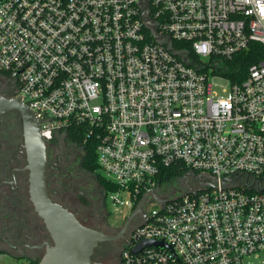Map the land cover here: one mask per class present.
<instances>
[{"label": "built area", "instance_id": "built-area-1", "mask_svg": "<svg viewBox=\"0 0 264 264\" xmlns=\"http://www.w3.org/2000/svg\"><path fill=\"white\" fill-rule=\"evenodd\" d=\"M144 1L0 0V70L46 143L69 129L96 142L114 204L157 202L122 264H264V58L220 91L210 76L264 46V0H147L161 41ZM168 37L179 53L174 41L189 42L200 68ZM177 162L185 186L162 205L153 192ZM147 240L164 244L133 251Z\"/></svg>", "mask_w": 264, "mask_h": 264}, {"label": "flooded vegetation", "instance_id": "flooded-vegetation-1", "mask_svg": "<svg viewBox=\"0 0 264 264\" xmlns=\"http://www.w3.org/2000/svg\"><path fill=\"white\" fill-rule=\"evenodd\" d=\"M15 97H19L17 81L0 70V98ZM47 155V185L51 197L74 212L83 224L109 235V239L100 241L96 247L95 259L122 264V251L142 215L137 214L126 227L109 223L107 194L97 175L85 166L84 146L68 134H57L51 143H47ZM71 163L91 174L87 177L92 178L91 182L84 180L91 189L81 191L72 183L68 184ZM27 165L22 115L16 110L7 111L0 116V252L22 259L21 264L40 260L47 244L53 243L30 200ZM195 174L192 176H197ZM182 181L185 182V178ZM85 182L80 181V185Z\"/></svg>", "mask_w": 264, "mask_h": 264}, {"label": "water", "instance_id": "water-1", "mask_svg": "<svg viewBox=\"0 0 264 264\" xmlns=\"http://www.w3.org/2000/svg\"><path fill=\"white\" fill-rule=\"evenodd\" d=\"M144 16L148 27L153 30L155 38L163 40L164 37L157 32L155 21L147 14L148 1L143 3ZM170 49L183 57L185 62L200 67L192 59L190 53L175 50L172 45L171 37L166 40ZM16 110L22 115L24 121L25 147L27 150L28 165L30 170V200L34 205V210L44 222L45 228L49 232L53 243H48L46 252L40 258L37 264H110L98 261L94 257V252L99 242L109 239L104 231L96 230L83 224L77 215L68 207L55 201L47 185V143L41 134V121L37 118L35 112L26 105L20 97L0 98V116L7 111ZM188 175H196L194 172ZM188 192H196L189 188ZM153 197L160 204L165 205L166 200L161 199L156 192ZM149 201V195L146 194L138 203L136 208L124 222V227L137 215H142L140 225L147 221L145 205ZM131 238L128 239L130 241ZM149 244H164L163 241H143L134 252L140 251L144 246Z\"/></svg>", "mask_w": 264, "mask_h": 264}, {"label": "trees", "instance_id": "trees-1", "mask_svg": "<svg viewBox=\"0 0 264 264\" xmlns=\"http://www.w3.org/2000/svg\"><path fill=\"white\" fill-rule=\"evenodd\" d=\"M174 45L177 48H186L191 57L195 61H199V57L194 53L193 49L189 42L186 41H174ZM262 58H264V46L257 42L250 43L248 49L236 54L233 59L225 61L224 67H219L220 71L218 73L230 78L232 80H242L247 75L248 69L250 65L253 63L259 62ZM216 72V71H215ZM5 73V72H4ZM7 74V73H6ZM68 135L71 137L72 140L79 142L85 148V166L88 169L95 173L98 177V181L105 191L108 194L110 191H114L117 189V186L109 180L107 177L103 176L101 173L98 172L100 169L96 154V142L95 141H87L83 142V134H76L73 132L72 129H69ZM188 170L180 164V162L174 163L171 166L167 167L163 171V181H171L175 180L176 178L182 177L186 174ZM95 257V256H94ZM97 260V259H96ZM37 261H30L26 264H37Z\"/></svg>", "mask_w": 264, "mask_h": 264}, {"label": "rangeland", "instance_id": "rangeland-1", "mask_svg": "<svg viewBox=\"0 0 264 264\" xmlns=\"http://www.w3.org/2000/svg\"><path fill=\"white\" fill-rule=\"evenodd\" d=\"M207 58H203V61L206 62ZM210 76L212 77V80L217 85L214 86L215 90L220 91L221 86L225 85L227 83V79L225 76L218 75L216 73H211ZM72 166V167H71ZM70 170L68 172L70 179H68V184L72 183L76 187H78L81 191H85L86 188L91 189V186L87 184L84 180L92 181V178L87 179V177L91 176V174H86L77 164L71 163ZM74 167H76L74 169ZM99 173H101L103 176L106 177V174L101 169L98 170ZM183 177L176 178L173 181L170 182H163V187L160 190V193L162 196H173L176 195L181 189V185H183L185 182L182 181ZM81 182H85L84 185H80ZM80 185V186H79ZM142 199V198H141ZM139 199V202L141 201ZM138 202V203H139ZM137 203V205H138ZM107 206L109 208V212L107 213L109 216V223L112 225H118L121 226L124 224L126 219L129 217V215L132 213V209L129 207H123L120 205L114 204V202L110 199V197L107 194ZM157 206V202H149L145 205V211L152 209L153 207ZM249 260L251 263L259 261L258 258L255 257H249ZM21 262H24L22 259L18 260L15 259L12 255L4 252H0V264H21ZM117 264V263H116Z\"/></svg>", "mask_w": 264, "mask_h": 264}]
</instances>
